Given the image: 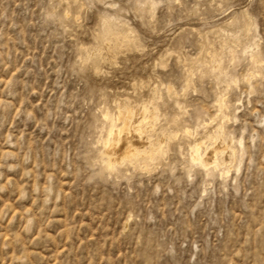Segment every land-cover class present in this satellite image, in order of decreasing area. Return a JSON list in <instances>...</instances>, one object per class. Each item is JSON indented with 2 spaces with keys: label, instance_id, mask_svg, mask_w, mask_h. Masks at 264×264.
I'll return each instance as SVG.
<instances>
[{
  "label": "rangeland",
  "instance_id": "obj_1",
  "mask_svg": "<svg viewBox=\"0 0 264 264\" xmlns=\"http://www.w3.org/2000/svg\"><path fill=\"white\" fill-rule=\"evenodd\" d=\"M0 264H264V0H0Z\"/></svg>",
  "mask_w": 264,
  "mask_h": 264
},
{
  "label": "bare ground",
  "instance_id": "obj_2",
  "mask_svg": "<svg viewBox=\"0 0 264 264\" xmlns=\"http://www.w3.org/2000/svg\"><path fill=\"white\" fill-rule=\"evenodd\" d=\"M260 62V61H259ZM119 110V109H118ZM130 112V111H129ZM118 114V113H117ZM116 114V115H117ZM107 116V115H106ZM105 116V117H106ZM127 116V115H126ZM115 117H117L116 119H120L121 117H122V114L121 113H119L117 116H115ZM146 117L147 116H145V120H146ZM115 120V119H114ZM114 120H112V124H113V127L116 125L114 122ZM111 121V120H110ZM121 122V121H120ZM127 122V121H126ZM117 123V122H116ZM119 123V122H118ZM121 123H123V122H121ZM147 123V122H146ZM121 128H119V126L117 127V129L119 128L120 130V132H122V131H126L127 129H129V128H127L126 127V125L125 124H123V125H121L120 126ZM116 128V127H115ZM139 128V127H138ZM112 129V128H111ZM187 130V129H186ZM118 131V132H119ZM131 131V130H130ZM138 131V130H137ZM140 131V130H139ZM138 131V132H139ZM109 132H111V130H109ZM113 132V131H112ZM187 132V131H186ZM216 133V132H215ZM109 135H110V133H108ZM119 134V133H118ZM215 135H218V134H215ZM119 136V135H118ZM111 138H107V140H105V142H103L104 143V148H105V152H106V154L107 155H113V154H115V153H118L119 155H122V156H128V154H129V150H130V148H129V146H128V139H126V138H122V136H119L116 140L114 139V138H112V135L110 136ZM129 138V137H128ZM217 138H218V136H217ZM101 140V139H100ZM212 141V140H211ZM143 142V141H142ZM137 143V142H136ZM198 143V142H197ZM212 144L210 145V146H212L213 145V142H211ZM139 144V143H138ZM227 144V143H226ZM195 145V144H194ZM215 145V144H214ZM196 146V145H195ZM201 146H202V144H201ZM210 146H208V147H210ZM203 147V146H202ZM208 147H205V148H208ZM196 148V147H195ZM103 149V148H102ZM218 149H220V148H218V147H216L215 148V151H217ZM198 150V149H197ZM225 151V150H224ZM102 152H103V150H102ZM197 152V151H196ZM195 152V153H196ZM201 152V151H200ZM202 152H203V150H202ZM219 152V151H218ZM104 153V152H103ZM150 153V152H149ZM194 153V152H193ZM222 153V152H221ZM102 154V153H101ZM151 154V153H150ZM201 154V153H200ZM219 154V153H218ZM194 155V154H193ZM197 155V154H196ZM199 155V154H198ZM220 155V154H219ZM144 156H145V154H144ZM131 157V156H130ZM192 157V156H191ZM197 157V156H196ZM221 157V156H220ZM150 158H151V156H150ZM149 158V159H150ZM216 158H217V155H216ZM219 158V157H218ZM226 158V157H225ZM102 159H105L106 160V158H102ZM128 159V158H127ZM127 159H126V161H127ZM190 159H192V158H190ZM112 160V159H111ZM110 160V161H111ZM133 160H135V158L133 159ZM132 160V161H133ZM144 160V159H143ZM197 160V159H196ZM220 160H222V159H220ZM219 160V161H220ZM106 162V161H105ZM128 162H130V161H128ZM191 162H192V160H191ZM202 161H200V163H201ZM222 162V161H221ZM221 162H219V163H221ZM108 162H106V164H107ZM202 163H204V162H202ZM201 163V164H202ZM223 163V162H222ZM110 164V163H109ZM133 164V163H132ZM215 164V163H214ZM108 166V165H107ZM199 166H201V165H199ZM203 166H205V164L203 165ZM109 168V167H108ZM115 168V167H114ZM110 169V168H109ZM113 169V168H112Z\"/></svg>",
  "mask_w": 264,
  "mask_h": 264
}]
</instances>
